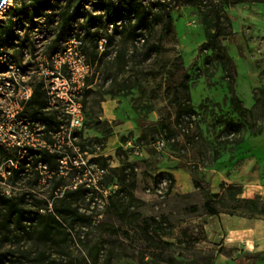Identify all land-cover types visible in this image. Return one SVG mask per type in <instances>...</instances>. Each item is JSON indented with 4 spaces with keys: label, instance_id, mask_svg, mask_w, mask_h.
<instances>
[{
    "label": "rangeland",
    "instance_id": "rangeland-1",
    "mask_svg": "<svg viewBox=\"0 0 264 264\" xmlns=\"http://www.w3.org/2000/svg\"><path fill=\"white\" fill-rule=\"evenodd\" d=\"M214 1L230 17L222 24L235 36L223 35L219 43L234 59L236 92L252 114L241 117L232 111L223 63L209 46L199 52L213 23L209 0L183 2L172 13L174 24L168 34L157 25L151 40H160L161 49L148 58L143 42L117 34L108 54L94 63L83 134L86 151L77 156L86 162L104 157L110 168L94 198L77 202L92 221L79 226L73 240L49 250L54 264H90L95 246L100 249L98 264H231L240 249L264 247V218L247 217L243 208L234 210L238 197H264V1ZM87 8L92 9L90 3ZM81 21L74 24L75 33ZM120 48L126 51L124 67L115 59ZM182 68L190 73L196 109L189 125L174 123L178 106L171 79ZM138 97L142 101L134 108ZM162 117L164 122L158 125H137L139 118ZM230 119L237 128L227 124ZM167 124L172 125L171 134L163 128ZM179 162L196 166L212 192L224 193L217 202L219 215L206 211L207 194L193 186L188 172L176 168ZM91 163V172L78 168L76 175L83 181L101 177L99 165ZM123 165L126 172L134 169L124 183L110 170ZM163 171L175 175L171 192L169 181L158 177ZM73 172L64 170L65 185ZM226 185L238 186L234 190L238 194L227 193ZM120 187L132 191L135 200L129 201L124 192L114 195ZM51 189L52 183L37 186L36 199H50L51 207ZM151 218L161 224L158 234L150 229ZM11 245L6 242L2 249L16 255L27 250L32 257L42 248L30 240ZM258 264H264V254Z\"/></svg>",
    "mask_w": 264,
    "mask_h": 264
},
{
    "label": "trees",
    "instance_id": "trees-1",
    "mask_svg": "<svg viewBox=\"0 0 264 264\" xmlns=\"http://www.w3.org/2000/svg\"><path fill=\"white\" fill-rule=\"evenodd\" d=\"M196 0H26L22 1L21 7L12 9L13 14L20 16L32 17L35 14L44 13L47 10H57L55 14L59 15L58 32L53 39L50 50L56 48L59 43L74 33L83 40V48L86 52L88 61L94 67L97 60L103 59L108 54V47L116 40L117 34H123L135 42H143L146 46L145 56L150 57L154 52H159L161 49V41H152L151 37L157 25H161L163 32L170 33L173 28V12H178L183 2H195ZM245 0H232L231 3H238ZM264 1V0H259ZM211 12L213 14L212 28L206 30L207 41L199 46V52L204 49V46H209L215 52L217 59L223 63L224 78L227 81V87L230 93L229 101L233 112H236L241 117H247L252 114V111L243 105L242 100L236 92L237 69L234 59L224 50L219 43V38L223 35L235 36V33L226 29L223 26V19H229L228 13L222 11L214 0H209ZM91 4L92 9H88L87 5ZM78 31L74 32V24L78 21ZM12 24L0 25V38L2 34L10 36L12 33ZM110 25H113L110 27ZM106 39L104 50L99 49V41ZM89 42L87 44L86 42ZM242 52V46L238 45ZM115 59L124 67L126 64V51L122 48L117 50ZM195 62V61H194ZM193 62V64H194ZM191 66V65H190ZM189 66V68H190ZM190 73L188 68H182L173 75L171 82L174 87L173 101L178 108L175 113L174 123L189 125L194 121L193 117L196 114L191 101L190 94ZM93 76L87 78V84L92 86ZM92 92L90 87L85 91L84 106L85 115L86 103L88 94ZM141 97H138L133 103V107L137 108L141 103ZM45 106L44 91L41 83L35 87L32 99L29 102L28 114L33 119H40L47 125V132L56 130L57 120L53 114H46L42 109ZM165 118L156 121H144L137 119V125L144 128L158 125L164 122ZM142 120V123L140 122ZM227 124L237 128V123L232 119L227 121ZM171 134L172 125L163 127ZM83 133H79V140L76 144L80 151H86V144L83 139ZM50 140V134H46ZM157 142V141H156ZM1 153L9 155L7 150L0 146ZM66 150L72 153V149L66 147ZM30 153L33 158L30 174L24 178L23 184L27 185L31 190H23L21 193L7 197L0 191V264H54L55 259L52 258V253L49 251L53 247H62L69 241L73 240V233L77 231L79 226L91 222V216L85 211L80 210L77 202L93 199L98 193L96 187L86 186L85 182L77 185L76 188H71L70 185L76 178L78 169L74 168L69 184L63 183L64 176L60 171L61 159L63 154L60 152H51L47 149L31 148ZM75 156V155H74ZM39 161L46 164L45 171L48 174L45 177V182L41 180L45 174L37 168ZM91 162L98 164L104 172L97 182V187L102 185L104 173L109 167L104 157H96ZM23 162L19 169L15 171V179H20V172L23 169ZM177 169H183L191 176L193 186L207 194L204 202V208L210 215H219L220 211L217 207V202L224 196L222 192H212L211 184L205 180L197 171L196 166L186 162H179L176 165ZM111 172H114L121 182L124 183L126 177L134 174V169L130 167V172H126V167L118 166L111 167ZM82 173L83 170L81 169ZM158 177H164L169 181L168 191L171 192L176 181L175 175L171 171H163L158 173ZM113 180V176L109 179ZM52 183L50 196L53 197L51 207L50 199L38 201L36 199V188L39 185ZM99 184V185H98ZM64 187L60 197H55L57 192ZM238 186L226 185L227 193L231 195L238 194L234 192ZM125 193L129 201L133 202L135 197L128 188L120 187L114 191V195ZM114 195H110V199L114 204ZM125 197V196H124ZM235 209L243 208L246 210V216L250 218H264V197H238L235 199ZM45 203L42 205L41 203ZM150 229L153 233H159L161 224L155 218H151ZM103 225V223H100ZM31 241L38 249V252L32 257L30 251L23 250L16 255L13 250L2 249V245L9 242L12 246L19 244L22 241ZM264 251H251L240 249L237 255L233 258L231 264H258L261 260ZM90 264H98L100 258V249L95 246L89 253ZM192 264H197L195 261ZM213 264V263H211Z\"/></svg>",
    "mask_w": 264,
    "mask_h": 264
},
{
    "label": "built area",
    "instance_id": "built-area-1",
    "mask_svg": "<svg viewBox=\"0 0 264 264\" xmlns=\"http://www.w3.org/2000/svg\"><path fill=\"white\" fill-rule=\"evenodd\" d=\"M22 1H10L0 11V25L13 22L11 35L4 33L0 38V146L10 153L3 155L0 150V191L7 197L31 190L21 179L27 177L32 168L31 148L62 153V173L73 168L70 162L74 168L84 172L93 168L91 162L77 159L81 151L76 142L79 133L86 129L83 101L86 89L91 87L87 78L93 72L83 40L74 35L50 50L60 22L59 15L55 14L57 10H47L32 17L13 14L12 9L21 7ZM105 43L106 39L99 41L101 51ZM38 83L44 91L45 106L42 110L53 114L58 121L55 131L47 132V125L42 120L33 119L28 114L29 102ZM46 134H50V140ZM66 147L71 148L72 153ZM22 162L21 177L15 179V171ZM37 168L45 174L41 180L45 182L48 174L46 164L39 161ZM98 169L102 175L104 170ZM84 182L86 186L96 187L98 180L93 182L90 178L83 181L77 175L70 187L76 188Z\"/></svg>",
    "mask_w": 264,
    "mask_h": 264
},
{
    "label": "water",
    "instance_id": "water-1",
    "mask_svg": "<svg viewBox=\"0 0 264 264\" xmlns=\"http://www.w3.org/2000/svg\"><path fill=\"white\" fill-rule=\"evenodd\" d=\"M8 0H0V11L7 4Z\"/></svg>",
    "mask_w": 264,
    "mask_h": 264
},
{
    "label": "crops",
    "instance_id": "crops-1",
    "mask_svg": "<svg viewBox=\"0 0 264 264\" xmlns=\"http://www.w3.org/2000/svg\"><path fill=\"white\" fill-rule=\"evenodd\" d=\"M241 246H243V245H241ZM256 250H258V251H263L264 250V247H261V248H257Z\"/></svg>",
    "mask_w": 264,
    "mask_h": 264
},
{
    "label": "bare ground",
    "instance_id": "bare-ground-1",
    "mask_svg": "<svg viewBox=\"0 0 264 264\" xmlns=\"http://www.w3.org/2000/svg\"><path fill=\"white\" fill-rule=\"evenodd\" d=\"M10 1H11V0H8L7 4H9V3H10ZM5 7H6V5H5Z\"/></svg>",
    "mask_w": 264,
    "mask_h": 264
}]
</instances>
